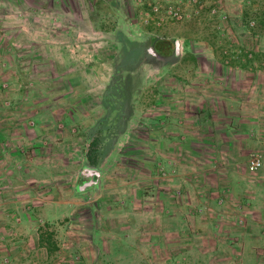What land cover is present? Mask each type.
<instances>
[{
    "label": "crops",
    "instance_id": "1",
    "mask_svg": "<svg viewBox=\"0 0 264 264\" xmlns=\"http://www.w3.org/2000/svg\"><path fill=\"white\" fill-rule=\"evenodd\" d=\"M69 1L0 0V8L15 9L14 29L22 33V23L30 28L41 21L50 27L52 23L48 15L52 12L57 13L54 15L55 21L59 19V22L65 24H77L70 9L67 13L75 18L66 19V14L64 17L55 10H65L66 13L65 8ZM127 3L125 8L136 6L134 0H130L131 4ZM24 7L32 9L29 11L32 17L24 16ZM128 16L127 13L126 17ZM171 25H166L167 28L162 26L163 28L157 31H152V27L143 31L148 37L161 42L176 40L173 41L175 50L170 51L176 61L161 64L156 70L154 80V97L153 101H150L154 116L147 119L153 121L154 129L150 131L155 151L152 164L161 169L168 165L173 167V181L177 184L184 183L188 190L191 189L195 193L193 199L199 197L204 202L193 205L191 198L189 207L175 206L173 200L169 202L171 205H167L170 193L166 192L163 186H158L156 198L160 206L154 210L158 216L167 215L170 219H165V222L169 224L160 220L153 230L157 233L154 234V239L142 237V233H146L142 230V192H139L138 200L130 198L126 202L123 201L125 205L121 207L117 202L119 199L111 196H103L104 206L95 207L91 204L107 192L104 191L107 182L103 180L102 168L112 165L110 159L114 157L113 146L116 144L113 143L114 136L124 137L127 134L126 128L133 121L131 115L134 114L124 116L123 112L122 127L113 130L111 135L106 130L101 132L100 126H97L100 119L89 128L87 138L93 136V131L98 132L100 136L99 155L94 163L88 161L86 154L83 155L81 150L76 148H73L75 157L67 160L63 157L69 143L60 134L67 131L70 134L71 131L76 133L77 140L81 135L76 129L82 128L78 113L80 111L76 110L87 100L84 101L81 94V80H72L71 96L60 94L57 97L59 99L48 96H42L41 99L38 96L24 97L19 94L22 82L11 81L9 85L16 89L11 91L10 95L0 96V264H120L121 262H117L120 251L131 257L128 259L135 260L139 257V261H142L149 258V255H142V250L136 248L144 247L149 254L150 248L162 246L171 248L166 255L171 264L179 263L180 254L183 256L185 253L184 260L187 257L189 260L192 253L195 264H199L200 260L202 264H212L214 257L221 254L218 248L229 244L226 239L213 237L211 232L216 231L217 225L210 218L203 222L202 215L211 216L215 211L211 201L216 205V198L224 193L227 182L232 181L228 175L229 168L242 167L250 152L259 150L264 154V79H243L242 73L246 65L227 66L221 62L198 61L200 56L212 50L184 47L189 33L178 28L170 29ZM65 33L68 34V31ZM140 33L142 34V30ZM31 34L35 40L44 38L33 31ZM45 34L50 36V33ZM181 39L184 41H181L178 48L177 41ZM46 47L49 50V45ZM60 51L67 55V46L60 47ZM64 67L65 70L69 69L67 65ZM44 81L36 79L29 85L36 87L42 82L45 87H50V80ZM53 83L60 84L63 80ZM140 88L142 92V84ZM144 95L142 92L138 103L133 100V110H136V113L139 111L140 115L142 104L146 106L148 101L143 100ZM64 96L74 98L72 101L76 108L69 104L64 106L68 102L64 100ZM3 104L11 105L10 111H7ZM92 108L89 111H94L95 108ZM97 108L102 110L101 102ZM123 116L125 118H122ZM50 138H55L54 141H58V145L63 144V148H59L58 152L57 149L51 148L50 142H47ZM105 141L107 145L104 149ZM41 142L44 145L42 148L38 146ZM131 144L124 150V163H131L133 166L138 164V167L147 166L149 162L145 159L142 162L141 154L135 151L137 147L142 150V140ZM19 148L22 152L26 150L27 155L19 153ZM76 152L79 154H75ZM52 164H57L65 170L60 172L61 175H57L59 188L49 187L52 182L50 177H54L51 170L44 169L48 175L46 177L39 174L42 172L39 167L49 168ZM67 167L78 169L67 173ZM37 173L40 178L38 180L35 179ZM89 194L95 198H87L84 201ZM135 201L139 204L137 208L132 207ZM217 203L220 205L221 200ZM190 206L194 210L190 209ZM132 208L138 209L136 213L132 212ZM198 214L201 215V220L196 217ZM124 215L126 219L121 218ZM177 215H192L191 222L189 221L186 227L179 226L175 222L179 218H176ZM37 218L39 221L43 220L49 229H53L54 238L56 234V240L53 239L55 251L49 252L40 245ZM183 220L180 222L184 223ZM259 229L264 231V226ZM84 232L89 234L85 235ZM185 232L188 234L186 237L181 235ZM174 235L177 238L173 237ZM182 247L194 249L188 251V254L173 251L174 248ZM147 261L150 259L145 262Z\"/></svg>",
    "mask_w": 264,
    "mask_h": 264
},
{
    "label": "rangeland",
    "instance_id": "2",
    "mask_svg": "<svg viewBox=\"0 0 264 264\" xmlns=\"http://www.w3.org/2000/svg\"><path fill=\"white\" fill-rule=\"evenodd\" d=\"M129 2L130 0H105V5H103L95 4L94 0L92 2L89 0H70L67 8H65L66 13H64L65 10H55L63 14L64 17L66 14V19L76 17L77 24H69L68 22L65 24L59 22L60 20L57 18L58 21H55L54 15L57 13L52 12L48 15L51 18L50 23H52L50 27L41 21L35 26L31 25L30 28L22 23L24 28H22L24 30L22 33L14 29L16 28L14 27L16 20L13 18L16 15L15 9L13 7L0 8V96L10 95L16 87H11L9 84L16 80L22 82V89L18 90H20L19 94L24 95V97L38 96L41 99L42 96L57 98L60 94L71 96V81L81 80L83 84L81 94L84 96V101L87 99L76 110L80 111L78 113H80V126L82 128L76 127V129L81 132V138L75 139L76 133L71 131H69L70 134L68 131L60 134L69 143L66 149L64 148L66 155L63 158L67 160L75 157V148L81 150L83 155L89 153L91 140H96L100 136L98 132L93 131V136L87 138V133L89 128H92L91 126H94L99 119L97 126H100L101 132L104 133L106 130L111 135L113 130L122 127L121 116L123 112L124 116L133 113L134 115H131L133 121L126 128L127 134L124 137L119 136L120 138L114 136L113 143L116 144L113 146L114 157L110 159L112 165L102 168L103 180L107 182L104 191L107 192L101 198L95 199L96 201L93 200L91 204L95 207L104 206L103 196H111L119 199L117 202L121 207L125 205L122 202L130 200V198L131 200L133 198L138 200L139 192H142V230L146 231V233H142V237L148 236L154 239L157 235L156 231H153L156 227L155 224H158L160 220L165 222V219H170L167 215L162 217L155 213V207L160 206L157 204L156 198L158 186H163L166 188L165 191L170 193L167 205H171L172 203L169 202L173 200L175 206L181 208L188 206L190 202L192 203L191 198L193 199L195 193L191 189L188 190L184 183L177 184L174 182L173 167L168 165L161 169L152 164L155 151L153 135L150 134V131L154 129L153 121L147 119L154 116V109L150 103L154 97V80L156 70L160 68L161 64L176 61L173 54L170 53L171 50H175L173 41L176 40L169 39L166 41L170 43L169 49H171L168 56L163 57L158 55L152 47H149L147 42L150 37L143 31L151 27L152 31H157L162 26L167 28L166 25L172 24L170 29L178 28L189 33L186 42L183 44L184 47L212 50L210 53L200 56L198 61L221 62L227 66L231 64L234 66L246 65V69L242 73L243 79H264V0H197L196 4L188 7L185 6L187 0H182L180 6L184 13V19L180 22L163 19L160 26L153 25V22L144 23L146 14L153 17L150 1L134 0L136 6L125 8V3L131 4ZM152 2L162 8L166 3L164 0H152ZM69 9L75 17L69 16L70 14L67 13ZM23 10H25L24 16L32 17L29 15V11L32 9L24 7ZM126 12L129 14L128 17H126ZM161 15L154 17H158L156 20L159 21L163 17ZM19 19L23 18L19 17ZM19 28L21 30V26ZM141 30L142 34L140 33ZM32 31L38 36H44V38L33 39ZM65 31H68V34ZM45 32L50 33V36L48 37ZM181 41L182 39L177 41L178 48ZM48 45L49 50L46 47ZM66 46L67 55H64L63 51H60V47ZM122 47L133 52L132 57L135 59L138 57V59L134 65L132 63L126 64L130 69L117 70L116 68L123 58ZM65 65L69 66V69L65 70ZM36 79L42 82L50 80L51 85L45 87L42 82H39L36 87L30 86L29 84ZM57 80H63V83L54 84L53 82ZM140 84H142V92L145 94L143 100H148L146 106L144 103L142 104L141 115L139 111L136 113L132 107L135 104L134 101L138 103L142 98ZM66 96H64V100L69 103L67 102L64 106L69 104L76 108V105L73 104L74 98L71 99V97ZM129 101L131 103H128ZM99 102H101L102 110H97ZM92 107L95 108L94 111H89ZM4 108L10 111L11 105H4ZM144 108L147 110L145 111ZM124 116L122 118H125ZM54 136L56 137V135ZM54 139L50 138L47 142H50L51 148L57 149L58 152L59 148H63V144L58 145V141H54ZM140 139L142 140V150L140 151L138 147L134 150L139 155L141 154L142 162L143 159L149 162L148 165L138 167V164L133 166L131 163H124L123 157L126 156L124 154L127 150L126 146L132 145V142H139ZM105 143L106 141L103 145L104 149L107 145ZM38 146L42 148L44 145L41 142ZM19 149V153L27 155L26 150L22 152L21 148ZM253 152L247 154L242 167L229 168L228 175L232 181L227 182L228 186L224 189V193L216 198V205H213V201H211L215 211L212 212L211 216L202 215L204 217L203 222L210 218L217 225V229L220 226V230L217 231L216 229V231L211 232L213 237L223 238L229 242V244L226 243V246L218 248L221 254L214 257L212 264H264V231L259 229L260 226H264V154L259 150ZM75 154H79V152ZM138 154L133 155L137 156ZM253 154L262 156V166L257 170H252L250 167ZM39 168L42 170L39 174H43L41 177L48 176L44 169L51 170L54 177H50L52 182L49 187L59 188L58 183L60 181L57 175H61L60 172H65L62 170L63 167L52 164L49 168ZM76 168L78 169V167ZM76 168L67 167V173L72 169L76 170ZM37 175L38 173L35 174L36 180L40 179ZM123 191L126 193L123 194ZM87 196L83 199L84 201L87 198L89 200L95 198L91 194ZM246 196L250 197L246 198ZM219 200H221L220 205L217 203ZM203 202L201 198L197 197L193 199L192 204H202ZM130 205L132 204L130 203ZM138 206L139 204L135 201V205L132 207L137 208ZM190 209L194 210L191 206ZM136 210L132 208L133 213H136ZM124 212L126 213V211ZM196 217L199 218L201 215ZM121 218L126 219V215ZM176 218L175 222L179 226L184 225L186 227L192 215H177ZM181 219H184L182 221L184 223L180 222ZM37 220L39 228L46 230V232H52L53 229H49L50 227L43 220L39 221V218ZM165 224L168 225L169 223L165 222ZM86 225L89 226L88 223ZM84 233L85 235L89 234L88 232ZM181 235L186 237L188 234L185 232ZM182 236L179 237L183 238ZM173 237L177 238L176 235ZM54 240H56V234ZM136 249L142 250L144 256L149 255L147 259L150 261L145 262L147 259L139 261V257L137 259L133 257L135 260L128 259L131 257H127L126 254H123L124 251H120L117 262H121L120 264H171L168 261V256L166 257L171 249L169 247L150 248L149 254L144 247ZM192 249L194 248L182 247L174 248L173 251H183L188 254V251L190 252ZM183 257H186V253L183 256L180 254L179 263L173 262V264H195L192 253L189 260L188 257L186 260ZM199 264H202L201 260Z\"/></svg>",
    "mask_w": 264,
    "mask_h": 264
},
{
    "label": "trees",
    "instance_id": "3",
    "mask_svg": "<svg viewBox=\"0 0 264 264\" xmlns=\"http://www.w3.org/2000/svg\"><path fill=\"white\" fill-rule=\"evenodd\" d=\"M90 2H92L93 0H89ZM105 0H94V3H99V4H103ZM148 45H150L149 47H152V49L160 56L166 57L168 56V49H169V44L167 42H161L160 40L154 39V38H148ZM166 52V53H164ZM136 53V52H134ZM139 54V52H137ZM167 54V55H166ZM133 52H131L130 50L127 51V49H125L124 47H122V56L123 58H121L120 63L117 66V70L119 69H130L128 66H126V64H130L132 63L133 65L136 63V60L138 59V57L135 59L134 57H132ZM251 55V54H249ZM122 63H124L123 65H121ZM132 65V66H133ZM92 137V136H91ZM99 138H97L96 140H91L90 143V147L91 150L89 151V153L86 154V157L88 159V161H90L91 163H94L99 155L98 153V149H99ZM39 242L40 245L44 248H46L47 251L52 252L56 250V247L54 246V233L53 232H46V230H43L42 228H39Z\"/></svg>",
    "mask_w": 264,
    "mask_h": 264
},
{
    "label": "built area",
    "instance_id": "4",
    "mask_svg": "<svg viewBox=\"0 0 264 264\" xmlns=\"http://www.w3.org/2000/svg\"><path fill=\"white\" fill-rule=\"evenodd\" d=\"M150 1L151 4V14H153V17L150 16V14H146L144 18L145 24H150L153 22V25L160 26L163 22V19L166 20H173L176 22H180L184 19V13L182 11V8L180 6V3H182V0H164L165 6L162 8L161 6L154 4L152 0ZM197 3V0H187L185 6H192ZM163 16L159 21L156 20L158 17L154 16ZM162 21V22H161ZM262 166L261 157L258 154H253L250 160V167L252 170H257Z\"/></svg>",
    "mask_w": 264,
    "mask_h": 264
}]
</instances>
